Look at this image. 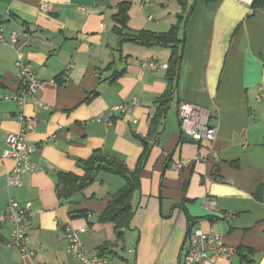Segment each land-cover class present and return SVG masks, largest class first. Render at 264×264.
I'll use <instances>...</instances> for the list:
<instances>
[{"label":"crops","instance_id":"0c3cea01","mask_svg":"<svg viewBox=\"0 0 264 264\" xmlns=\"http://www.w3.org/2000/svg\"><path fill=\"white\" fill-rule=\"evenodd\" d=\"M41 2L51 10L43 11ZM123 3L130 4L123 38L129 31L167 33L179 26L185 37L179 79L161 67L171 64L172 49L122 41L116 15ZM252 5L0 0L8 41L0 43V96L21 89L18 52L40 81L36 100L23 106L0 99V264H82L68 252L67 225L80 230L88 252L109 245L117 254L111 264H179L188 232L197 229L221 235L236 249L217 264H264V98H257L264 94V10ZM13 31L16 45L9 42ZM162 96L169 103L154 125V144L148 136ZM185 102L200 106L217 129L213 145L181 134L179 107ZM121 104L132 113L110 111ZM21 114L36 121L26 134L36 146V170L13 187L16 163L3 152L7 135L21 131ZM145 149L140 190L131 202L135 213L122 239L99 217L125 186L124 178L102 173L69 200L59 197V174L83 176L82 162L94 151L134 170ZM180 160L186 162L182 170L176 168ZM12 199L39 211L27 225L32 254L7 246L12 225L1 218ZM205 200L216 207L207 208Z\"/></svg>","mask_w":264,"mask_h":264},{"label":"built area","instance_id":"2783aa9c","mask_svg":"<svg viewBox=\"0 0 264 264\" xmlns=\"http://www.w3.org/2000/svg\"><path fill=\"white\" fill-rule=\"evenodd\" d=\"M40 8L46 12L51 10V6L43 2L40 3ZM4 33L5 28L0 24V43L8 44ZM18 41V33L15 31L11 32L9 42L16 45ZM16 64L19 69L17 78L21 89L17 93L0 96V99L16 101L19 105L23 106L29 101L36 100L40 81L35 75L31 64L25 60L23 54L20 52L17 54ZM150 66L154 69L158 67L156 63H151ZM161 67L168 69V65H161ZM257 98L259 101H262L264 94L260 93ZM110 111L112 113L122 112L131 114L132 107L121 104L113 106ZM179 117L181 133L184 136L194 142L214 144L218 134L217 129L208 124V118L200 106L190 102L182 103L179 107ZM18 121L22 126L21 131L7 135L6 149L3 152L4 158L12 159L16 163L13 176L9 178V184L13 187H20L23 175L36 170V165L31 159L32 154L36 151V146L26 140V134L34 130L36 121L23 114L18 116ZM185 164V161L180 160L176 163V168L182 170ZM204 205L207 208H215L216 202L205 200ZM37 213L39 211L30 210L14 199L10 200L1 218V221H8L12 225L11 236L7 244L9 248L29 251L32 254L27 248L29 241L27 225L30 219ZM65 232L68 252L80 263L111 264L107 257L87 251L81 241L80 230L67 225ZM235 253L236 249L225 245L221 235L212 231L191 230L186 236L179 264H217L219 259H230Z\"/></svg>","mask_w":264,"mask_h":264},{"label":"trees","instance_id":"16d2710c","mask_svg":"<svg viewBox=\"0 0 264 264\" xmlns=\"http://www.w3.org/2000/svg\"><path fill=\"white\" fill-rule=\"evenodd\" d=\"M129 7V3H123L119 7V13L116 15V22L118 24L116 28L121 33V35L122 32L128 28L127 24ZM252 9L254 11L264 10V0H253ZM184 39L185 37H180L179 26L175 25L167 33H155L147 30L138 32L129 31L122 41L129 40L143 47L162 46L172 49V57L170 58L171 64L168 65V67L172 75L179 79L184 54ZM172 92H175L174 88L171 90V93ZM168 103L169 99H164V96H162L157 101L158 111L153 120L148 136V139L155 141L154 144L157 143L158 138L157 134L155 133L157 128H154V125L165 115ZM147 144L145 145L147 146ZM146 150L147 149H145L143 152L139 163L134 170L128 169L126 164L117 158H109L99 150L94 151L89 159L82 162V168L84 172L83 176H76L71 173L59 174V182L57 185L59 197L69 200L74 194L82 192L86 188L93 185L98 179L99 175L102 173L124 178L126 182L125 186L112 196V199L109 201L106 210L99 217V221L101 223L113 224L117 238L122 239L124 234L123 231L129 228L130 222L135 213L131 202L135 192L140 190V175L144 161L146 160L148 154ZM237 251H240V249ZM96 254L107 257L110 262L113 257L117 256V254L110 248L109 245L100 247Z\"/></svg>","mask_w":264,"mask_h":264},{"label":"rangeland","instance_id":"374dc122","mask_svg":"<svg viewBox=\"0 0 264 264\" xmlns=\"http://www.w3.org/2000/svg\"><path fill=\"white\" fill-rule=\"evenodd\" d=\"M126 253V252H125ZM127 254V253H126ZM114 264H122V262H120L119 260L118 261H115Z\"/></svg>","mask_w":264,"mask_h":264}]
</instances>
